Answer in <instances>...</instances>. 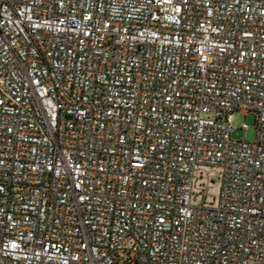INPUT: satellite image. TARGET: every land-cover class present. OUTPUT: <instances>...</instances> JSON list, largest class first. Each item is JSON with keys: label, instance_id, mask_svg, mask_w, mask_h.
Listing matches in <instances>:
<instances>
[{"label": "built area", "instance_id": "1", "mask_svg": "<svg viewBox=\"0 0 264 264\" xmlns=\"http://www.w3.org/2000/svg\"><path fill=\"white\" fill-rule=\"evenodd\" d=\"M0 264H264V0H0Z\"/></svg>", "mask_w": 264, "mask_h": 264}, {"label": "rangeland", "instance_id": "2", "mask_svg": "<svg viewBox=\"0 0 264 264\" xmlns=\"http://www.w3.org/2000/svg\"><path fill=\"white\" fill-rule=\"evenodd\" d=\"M243 124L248 125V131L245 132L242 129ZM234 131L232 137L236 140L246 138L250 142L256 141L257 129H256V116L254 114L244 115L237 113L233 120Z\"/></svg>", "mask_w": 264, "mask_h": 264}]
</instances>
